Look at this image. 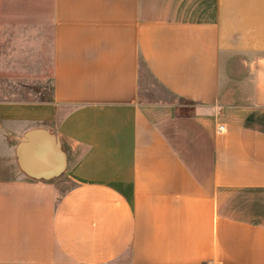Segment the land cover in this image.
Here are the masks:
<instances>
[{"label": "crops", "instance_id": "0c3cea01", "mask_svg": "<svg viewBox=\"0 0 264 264\" xmlns=\"http://www.w3.org/2000/svg\"><path fill=\"white\" fill-rule=\"evenodd\" d=\"M52 20L51 99L0 100V264H264V0Z\"/></svg>", "mask_w": 264, "mask_h": 264}, {"label": "rangeland", "instance_id": "374dc122", "mask_svg": "<svg viewBox=\"0 0 264 264\" xmlns=\"http://www.w3.org/2000/svg\"><path fill=\"white\" fill-rule=\"evenodd\" d=\"M53 0H0V100L52 97ZM146 100L164 99L150 91ZM184 110L192 106L182 102ZM71 186L61 180L59 191Z\"/></svg>", "mask_w": 264, "mask_h": 264}, {"label": "built area", "instance_id": "2783aa9c", "mask_svg": "<svg viewBox=\"0 0 264 264\" xmlns=\"http://www.w3.org/2000/svg\"><path fill=\"white\" fill-rule=\"evenodd\" d=\"M220 130H222V128H220Z\"/></svg>", "mask_w": 264, "mask_h": 264}]
</instances>
